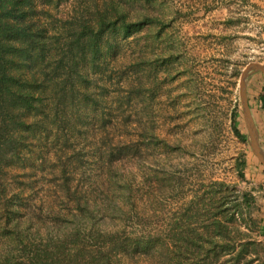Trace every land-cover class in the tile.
<instances>
[{"label":"rangeland","instance_id":"1","mask_svg":"<svg viewBox=\"0 0 264 264\" xmlns=\"http://www.w3.org/2000/svg\"><path fill=\"white\" fill-rule=\"evenodd\" d=\"M36 7L46 46L58 37L59 49L22 70L36 98L29 112L7 114L0 101V264H85L110 235L213 234L214 219L230 214L260 241L242 219L257 227L264 219L255 180L264 167L231 118L246 131L238 81L248 63L264 65V0ZM121 13L139 23L127 37L111 27ZM143 15L151 22L140 23ZM99 19L108 30L94 47L86 34ZM70 42L84 47L82 59ZM242 194L249 202L237 213ZM158 243L151 264H164Z\"/></svg>","mask_w":264,"mask_h":264},{"label":"trees","instance_id":"2","mask_svg":"<svg viewBox=\"0 0 264 264\" xmlns=\"http://www.w3.org/2000/svg\"><path fill=\"white\" fill-rule=\"evenodd\" d=\"M36 1L47 4V6H57L66 0H0V101L7 114H10L12 109H16L14 116H22L29 112L36 100L33 94H30L29 87L32 86V81L24 80L26 77L21 76L22 70L27 66L26 62L39 60L52 45L56 47V51L59 49L58 37L53 38L50 47L46 46L43 36L45 28L37 26L33 19L37 13ZM119 17L120 23H113L111 27H114L113 29L117 30L121 36H130L133 31L139 29V23L126 22L123 13L119 14ZM148 22H151V18L143 15V21L140 23ZM103 25V19H99L98 29L92 30L95 35L88 37L86 34L90 45L95 47L97 38H102L108 30ZM88 27L95 28L91 25ZM113 29H111L112 32H114ZM68 45V49L79 45L76 52L79 53L80 59L84 57V47L78 43L76 45V42H70ZM92 54L95 55L94 49ZM71 62L72 60H70L69 67H72ZM56 69L57 66L54 72ZM65 73L66 83L70 79L72 82L73 76L67 75V71ZM44 77L48 78L46 73ZM31 78H34L33 74ZM64 84L65 82H62V85ZM45 93V89L40 90V94ZM231 119L234 135L240 141L247 142L246 135L238 128L236 112L233 111ZM244 165V160L237 162L239 169H242ZM241 197V202L232 206L237 213L242 210L243 203L249 202L247 194H242ZM242 220L251 231H256L257 226L254 220L251 219L249 222L244 218ZM213 223L218 228V232L210 234L209 229L204 227L207 233L205 235L195 228L189 231H172L163 235L153 233L129 237L110 235L107 248L93 252L85 264H142V256L148 259L147 264H151L155 257V247L162 240L164 251L160 248L159 258L164 264H240L248 254H251L252 258L244 260V264H251L254 261H257V264H264V243L253 239L249 232H241L235 225L233 214L224 219L215 218ZM77 264L83 263L78 262Z\"/></svg>","mask_w":264,"mask_h":264},{"label":"crops","instance_id":"3","mask_svg":"<svg viewBox=\"0 0 264 264\" xmlns=\"http://www.w3.org/2000/svg\"><path fill=\"white\" fill-rule=\"evenodd\" d=\"M245 88L251 121L257 134L258 144L264 151V74L257 70L251 71L247 76ZM242 119L246 131H241L239 125L238 128L246 135L249 143V133L246 127L243 112ZM255 177V180L264 186V172L261 168L257 169V175ZM257 228L258 229L255 232L259 233V240L264 243V219L261 220L260 225Z\"/></svg>","mask_w":264,"mask_h":264},{"label":"water","instance_id":"4","mask_svg":"<svg viewBox=\"0 0 264 264\" xmlns=\"http://www.w3.org/2000/svg\"><path fill=\"white\" fill-rule=\"evenodd\" d=\"M255 70L260 71L264 74V65L258 62L248 63L240 74L238 87H239L241 108L246 123V127L249 133V144L253 153L257 156L258 160L264 167V151L261 149L260 145L258 144L257 134L251 121V117L247 105L246 88H245L248 74L251 71H255Z\"/></svg>","mask_w":264,"mask_h":264}]
</instances>
